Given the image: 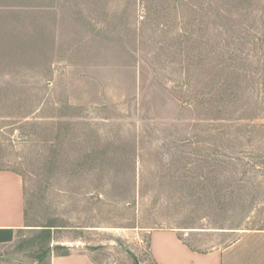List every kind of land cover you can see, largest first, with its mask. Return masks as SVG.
Instances as JSON below:
<instances>
[{"label":"rangeland","instance_id":"obj_1","mask_svg":"<svg viewBox=\"0 0 264 264\" xmlns=\"http://www.w3.org/2000/svg\"><path fill=\"white\" fill-rule=\"evenodd\" d=\"M241 1L0 0V169L26 198L0 260L157 264L173 228L264 264V26Z\"/></svg>","mask_w":264,"mask_h":264},{"label":"crops","instance_id":"obj_2","mask_svg":"<svg viewBox=\"0 0 264 264\" xmlns=\"http://www.w3.org/2000/svg\"><path fill=\"white\" fill-rule=\"evenodd\" d=\"M26 227V198L24 182L20 174L10 169H0V254L12 245L20 230ZM151 256L157 264H226L236 244L225 248L198 250L193 248L173 228L150 231ZM0 264H22L5 263ZM48 264H98L91 250H70L67 255L56 250L48 258Z\"/></svg>","mask_w":264,"mask_h":264},{"label":"trees","instance_id":"obj_3","mask_svg":"<svg viewBox=\"0 0 264 264\" xmlns=\"http://www.w3.org/2000/svg\"><path fill=\"white\" fill-rule=\"evenodd\" d=\"M257 1L258 2H256L255 6L258 8L257 13L260 11V13L258 15H259V18L261 19L262 23H257L258 25L256 26L255 29L254 28L253 29L256 30L257 33H260V30H259L260 27L259 26H264V10H263L264 9V0H257ZM51 226H53V225H47L46 227L41 229L42 233L45 234L46 236H50L51 235ZM257 228L258 229H264V225L258 226V224H254L252 227H248V229H257ZM54 250H56L58 252V254H62V255H67L70 253V248L66 245H56L54 247ZM50 251H51V249L41 251L39 253V256H38L39 261L37 263L38 264H44V260L49 256Z\"/></svg>","mask_w":264,"mask_h":264}]
</instances>
